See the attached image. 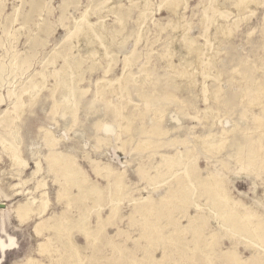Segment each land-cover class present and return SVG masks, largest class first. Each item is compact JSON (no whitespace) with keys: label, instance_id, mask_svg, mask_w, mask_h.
<instances>
[{"label":"rangeland","instance_id":"1","mask_svg":"<svg viewBox=\"0 0 264 264\" xmlns=\"http://www.w3.org/2000/svg\"><path fill=\"white\" fill-rule=\"evenodd\" d=\"M140 1L0 0V264L5 254L2 264H264L250 227L223 226L218 215L230 209L204 187L210 174L221 178L237 215L264 224V0L242 9L234 0H186L178 23L191 40L161 0H151L142 24ZM85 7L109 37L108 55L74 31ZM220 24L230 34L217 33ZM187 42L207 50L189 54ZM66 69L77 80L71 106L68 84L51 75ZM35 82L42 88L31 100ZM238 145L241 156L256 152L255 171H238ZM51 151L74 160L83 189L46 159ZM43 191L46 214L20 226L13 205Z\"/></svg>","mask_w":264,"mask_h":264},{"label":"bare ground","instance_id":"2","mask_svg":"<svg viewBox=\"0 0 264 264\" xmlns=\"http://www.w3.org/2000/svg\"><path fill=\"white\" fill-rule=\"evenodd\" d=\"M258 1V0H257ZM112 3V2H111ZM140 3L142 4V6L144 7L143 10L141 11L140 13V16L141 17H144V20L142 22V24H145L146 20H147V17H148V13L150 12L149 10H151V6H150V3H151V0H141ZM257 3V2H256ZM110 4V3H109ZM216 0L214 2V7H216ZM250 4H255V1L254 0H234V6L237 8V9H242L244 8L245 6H248ZM258 5V4H257ZM160 8L163 7V6H167L169 8V10L174 14V17H175V24H173V26L176 28V27H181V29H183L182 31V37L183 39H188V40H191L192 38H189V37H186L187 33H186V30H187V24L184 23V25L182 26L181 24H179L178 22L182 19L183 17V10L185 9V6H186V0H161L160 1ZM220 13H216L215 15V18H218V17H224L223 14H222V11H219ZM88 14H89V8L88 7H85L84 11L81 13L80 17L75 21L74 23V31L75 32H78V35L79 36H82V37H87L91 40L94 39L95 42L93 43H96V45L98 47H102L103 49L102 50V53L103 55H108V48H109V44L105 46L101 45L103 43V41H107L108 38H106L105 34H107L105 31H103V28L100 27L99 30L96 29L94 27V25L96 24H93V23H90L88 21ZM139 16V17H140ZM205 17H202L201 19V22L204 23L205 22ZM101 21H99L98 23L100 24ZM116 22L118 23L119 22V19L117 18L116 19ZM223 22V21H222ZM97 25V24H96ZM95 25V26H96ZM169 25V24H168ZM99 27V25H98ZM105 28V26H104ZM161 30H163L164 28L161 27L160 28ZM119 31V30H118ZM217 33H222L224 35H227V34H230V29H226L224 25H219L216 29ZM115 32V31H114ZM111 33V32H110ZM108 33V34H110ZM111 35H115L113 33H111ZM140 38V37H139ZM81 39V37H80ZM85 40V39H84ZM172 40H173V37H172ZM110 41V40H109ZM107 41V43L109 42ZM87 42V40H86ZM170 42V41H169ZM90 43V42H88ZM188 44L190 42H187ZM113 44V43H111ZM89 46V44H87ZM95 45V46H96ZM111 46V45H110ZM171 46V45H170ZM94 47V46H93ZM172 47V46H171ZM171 47H169V50H167L169 53L172 52L171 51ZM175 47V46H174ZM177 47V46H176ZM188 53L190 54L193 53V54H198V52L200 50L202 51H205L207 50V48L205 49L204 48V45H202V47L199 45H194L193 43H190L188 46ZM92 48V46H91ZM97 48V47H96ZM99 49V48H98ZM97 49V50H98ZM177 49V48H176ZM91 50V49H90ZM95 51V49L91 51V53H93ZM175 51V50H174ZM180 51V50H179ZM178 52V50H177ZM182 52V51H181ZM90 53V54H91ZM168 53V54H169ZM181 56V55H180ZM127 57V55H126ZM76 58V57H75ZM182 59V58H181ZM197 58H194V60H196ZM76 60V59H74ZM78 60V59H77ZM113 59H109V62L107 65L110 64V62L112 61ZM190 60V59H189ZM186 61V60H185ZM75 62V61H74ZM73 62V64H74ZM189 62V61H188ZM187 62V63H188ZM72 63V62H71ZM183 63V62H182ZM185 63V62H184ZM190 63V64H189ZM188 64L191 65V62H189ZM66 67L68 66V64H70V60L67 59L66 62ZM186 64V63H185ZM195 64V63H193ZM192 64V65H193ZM197 65V64H196ZM195 65V66H196ZM185 66V65H184ZM73 67V66H72ZM197 69L198 66H196ZM200 67V66H199ZM68 68V67H67ZM186 68V67H185ZM184 68V69H185ZM195 68V67H194ZM201 68V67H200ZM183 69V70H184ZM195 69V70H197ZM180 71L181 73V76L183 77L184 75L188 77V79L190 81H192L194 77L191 72L190 74L188 73H183L184 71ZM188 70V69H187ZM192 70V69H191ZM190 71V70H189ZM193 71V70H192ZM187 72V71H186ZM179 73V74H180ZM73 74L74 72H71L69 71V69H66L64 71H56V70H53L52 71V74L53 76L55 77H58V85H60L61 83H64V84H68L67 86V89H66V93H65V98L63 99V101H66V103H68V105H72L74 100H73V97L75 96V101L78 99V90H77V80H73L72 77H73ZM194 74V72H193ZM46 75V74H45ZM128 75V69H125L123 70V74L122 76H120L118 78V82H119V87L120 89H122L124 87V79L125 77ZM192 75V76H190ZM43 76V75H42ZM76 76V75H75ZM179 76V77H181ZM207 77V76H206ZM74 78V77H73ZM148 78V77H147ZM45 79V77L43 76V80ZM205 79V78H204ZM208 79V78H207ZM82 80V79H80ZM78 81H79V78H78ZM107 81V80H106ZM206 81V80H205ZM110 82V81H109ZM189 82V81H188ZM195 82V81H193ZM196 84V83H195ZM62 85V84H61ZM64 86V85H63ZM66 86V85H65ZM208 86V85H207ZM41 82H35V83H32L30 85V88L26 91L29 98L32 100L36 97L37 95V92H39L41 90ZM206 88V87H205ZM206 91V90H205ZM258 91L264 93V86H260L258 88ZM216 92H220V89L218 88ZM20 106L23 107V102H21ZM120 113V112H119ZM20 116V113L18 115V118ZM17 118V119H18ZM257 123L258 125L261 127L262 126V122L261 120H258L257 119ZM130 130V129H129ZM226 132V130H223L222 133L224 134ZM12 135L14 137L15 135V131L13 130L12 131ZM45 136H48L47 134ZM205 137L208 138V142L210 145L213 144L212 140H213V135H211L210 133L207 134ZM144 141H146V139H144ZM46 142L48 144L49 147H52L55 145V141L53 139H51L50 137H47L46 138ZM142 143V141H140ZM223 142V141H222ZM222 142H220L219 144H216V147L218 149H220L222 147ZM4 143V142H3ZM146 143V142H145ZM145 143L143 144L145 146ZM147 143H149L147 141ZM139 145V144H138ZM142 145V146H143ZM143 146V147H144ZM17 147V151L15 149L11 150V158L14 159V160H18L19 158V148L18 146L16 145ZM140 147H141V144H140ZM238 149H239V157L240 159H242V163L240 164V167H239V170L238 171H243L244 173H250V172H253L255 170H253V160H254V156H256V152L254 151H249L246 156H241V153H240V147L238 145ZM176 157H168L167 156V161L170 162V166H175V168L173 167V169H175L176 171L175 172H182L183 169H184V164H183V161L181 162L179 159H175ZM46 159L49 160L51 163H54V164H60V169L64 172V180L65 181H70V182H73L75 183L74 185H76L78 187V189H83V185L78 181V178L80 176H83V177H86L83 173V171L75 166V162L74 160L69 157L68 155L64 154V153H61V152H55V151H51L49 152V154L46 156ZM253 163V164H252ZM169 166V165H168ZM39 164L36 163V170H35V173L39 170ZM171 168V167H170ZM168 167V169H170ZM255 168V167H254ZM209 181L207 184H204V187L206 188V191L210 193V195L214 196V194L218 197L216 199V196L213 197L212 199H214V203L215 205L217 204H221L224 206V208L228 207L230 209V212L226 215H218L217 217L220 218L219 220H221L222 222V225L226 227L227 224H225L227 222V220L233 222V226L231 228H229L230 232L234 231L239 225H238V222L239 221H243L244 225H246V227H250V230L252 232V240L251 242L253 241L254 243H257L258 245H260L263 249H264V240H262V237L264 235V224L261 222V221H258L256 222L255 224L254 223H251L250 220H249V215L246 214V213H242L241 215H237V212L234 210V202L230 201L227 197V191H226V187L223 186L222 182L223 180L219 177H217L216 175L214 174H210L209 175ZM88 181V179H86ZM44 185V184H42ZM41 185V186H42ZM187 186V185H186ZM189 186V184H188ZM95 185L94 186H90V187H87V190L90 192V191H94L95 190ZM83 191V190H81ZM213 201V200H212ZM49 206V199L46 195V192L43 191L41 193V197L40 198H33L31 200L27 199V200H24V201H18L16 204L13 205V209H12V214L15 218V220L19 223L20 226L28 223V221L31 219V216L32 215H36L38 216L39 218H41L43 215L46 214V210ZM228 211V210H227ZM218 214V213H216ZM220 222V223H221ZM230 222V223H231ZM225 224V225H224ZM18 226V225H17ZM230 226V224H229ZM32 232L36 235V236H39V231L37 229L36 226L32 227L31 228ZM262 231V232H261ZM4 245L0 242V249H3ZM3 257L2 256V260H3ZM27 262L29 261H33V260H36L35 257L33 256H30L29 254L26 255V257L24 258ZM1 260V261H2ZM75 261V260H73ZM76 263V261L74 262ZM34 264V263H33ZM77 264V263H76Z\"/></svg>","mask_w":264,"mask_h":264},{"label":"crops","instance_id":"3","mask_svg":"<svg viewBox=\"0 0 264 264\" xmlns=\"http://www.w3.org/2000/svg\"><path fill=\"white\" fill-rule=\"evenodd\" d=\"M14 249H16V248H14ZM5 255H6V254H5ZM5 255H4V257H3V260H4V258H5ZM3 260L1 261V264H2Z\"/></svg>","mask_w":264,"mask_h":264}]
</instances>
